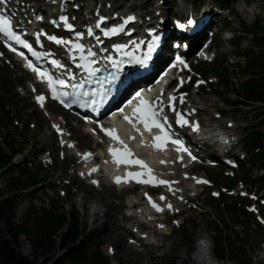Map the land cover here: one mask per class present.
Listing matches in <instances>:
<instances>
[{
	"label": "rangeland",
	"instance_id": "rangeland-1",
	"mask_svg": "<svg viewBox=\"0 0 264 264\" xmlns=\"http://www.w3.org/2000/svg\"><path fill=\"white\" fill-rule=\"evenodd\" d=\"M23 3L24 0H19ZM193 0H75L66 4L68 8H72L70 13L73 16L79 15V11L85 15H91V6L93 3L102 8L111 4L113 9L121 11L122 9H144L145 17L148 11L155 12L156 6L162 10L165 15L167 26L174 28L172 16L181 19L183 25L187 26V19L181 12L191 7ZM211 3L212 9L219 13L206 14L213 15L211 25L218 30V21H222L224 17L229 16L230 27L228 28L237 37H239V47L236 48L232 41L224 43L221 37L214 38L212 31L205 30L206 36L211 39L214 45L210 49L208 60L194 59V71L196 74L202 75V79L195 76L194 83L187 87L185 92L186 103L188 108L191 102L197 100L198 96L207 97L209 102L207 105L200 107L195 119H201L206 124H215L214 120H218V124L232 126L229 128L235 138H238L237 144L228 150H215L212 146L204 145V152H211V159L215 160V165L193 164L188 167V175L202 176L214 181V184H198L196 189L191 190L190 181L180 179L182 170L178 167L174 170L173 179H180L179 188L186 189L187 194L178 196L177 193L172 195L162 189L155 188L149 190L156 198L159 193H164L168 200H174L173 210L166 213L156 215L155 222L144 221L139 217H130L126 215V199L127 196H135L139 203H145L147 196L144 194L143 187L136 189H110L105 185H91L88 178H81L76 175L75 164L77 161V153L85 150L97 151L96 147L100 143H96L94 139L85 134L82 130L80 120L70 119L66 112L51 103L46 107H39L33 103V94L28 92L26 87L30 84V75L25 73L16 61L9 59L6 51L0 46V94L5 97V108L9 110V116L12 119L7 120L9 126L16 134L19 145L23 146L22 154L16 155L12 162L19 170L25 165L29 166L28 174L22 175L27 178L37 176L39 182L37 184L25 185L22 190L23 196L18 200L14 220L20 222L24 217L26 210L33 206L40 208L45 206L50 209L58 210L60 213H71V217L78 219L81 228L87 230H96L103 238L101 250L108 257L110 264H193L190 262L189 254L196 249V240L202 236L207 237L209 243L208 256L213 257V242L211 240L212 229L216 224L222 228L223 233H237L247 243L249 254H252L254 261L264 264V204L261 198L264 197V190L254 186L252 181L246 178L254 179L263 170L253 161L250 155L253 151H246V146L242 139L245 135V127L257 124L256 121L259 113L264 111V106L260 103L242 102L233 105H227L225 98L237 100L235 91L239 88L248 76L240 73L236 69V65L243 66L244 60L242 56H237L234 51L240 50L244 54L248 49L257 50L253 46L251 36L244 32V28H250L255 19H260L264 25V0H229L227 4L216 7L213 0H205ZM101 2V3H100ZM245 3V4H244ZM246 6V9L252 8L253 13L249 14L245 10H240ZM80 6V9L76 7ZM196 10L198 17L201 9ZM38 7L53 13L58 8L50 7L42 1H39ZM23 7L20 5L19 9ZM83 8V9H82ZM90 10H87L89 9ZM136 8V9H135ZM229 8L234 11L233 14L228 13ZM245 8V7H244ZM29 9L33 10L29 7ZM89 11V13H86ZM95 17V16H94ZM198 19V18H197ZM207 31V32H206ZM212 58V59H211ZM225 71L228 73L227 82L225 83ZM211 80V81H209ZM197 81H204L205 84L197 86ZM195 92L197 95H195ZM204 110V112H203ZM212 118L214 120H212ZM59 120L61 126H64L67 134L70 136L72 143L77 151L68 147L60 146L58 135L51 131V123ZM16 126L17 128H15ZM5 132V129L0 126ZM78 134L79 137L76 135ZM0 146L10 153L0 137ZM24 154V155H23ZM221 155L233 157L235 160L245 161L243 168L225 165L224 162L218 160ZM206 161L205 163H207ZM19 170H11L6 172L0 170V190L5 194L8 192V182L12 175L19 174ZM231 178L235 181L233 189L221 196L215 195V200L208 199L211 190L215 187L226 186L221 182L228 181ZM107 183L106 179L102 180ZM212 183V182H211ZM218 183V184H217ZM214 185V186H213ZM225 191V190H224ZM27 194H26V193ZM226 192V191H225ZM248 201L246 211L248 217L240 215L238 212H228L225 207L217 203L218 199L228 198L231 201H237L239 196L243 195ZM213 193H218L213 191ZM219 194V193H218ZM229 194V195H228ZM263 197H262V196ZM230 196V197H228ZM181 197L183 199H181ZM256 197H261L256 199ZM82 198L84 201L82 203ZM206 205V209H200L202 205ZM95 208H98L99 215H95ZM255 209V211H253ZM172 211L178 212V216H171ZM164 219L167 225L163 228L158 227V222ZM174 221L178 223H174ZM213 222H216L213 223ZM143 228L144 230H140ZM169 228L171 232L169 233ZM144 231V232H142ZM63 231H59L55 236V246L50 250V254H56L55 258L49 262H57V257L63 252L61 246V236ZM20 252L32 257L30 254V244L24 235L19 237ZM28 246L29 251L26 253L24 249ZM198 248V247H197ZM206 255V254H205ZM39 260L42 256L38 257ZM224 264H234L232 261H222Z\"/></svg>",
	"mask_w": 264,
	"mask_h": 264
},
{
	"label": "trees",
	"instance_id": "trees-1",
	"mask_svg": "<svg viewBox=\"0 0 264 264\" xmlns=\"http://www.w3.org/2000/svg\"><path fill=\"white\" fill-rule=\"evenodd\" d=\"M202 1L205 0H193L192 2L200 4ZM213 1L218 6H223L229 2V0ZM220 23L224 27H230L231 22L229 17H224ZM244 32L251 36L253 46H256L257 50L248 49L244 54H241L239 49L234 51L237 56H242L244 60V65H236V69L240 73L246 74L248 78L240 83L239 88L235 91L237 100L225 98L224 101L228 105L249 102L250 104L260 103L264 106V25L257 18L250 28H244ZM232 42L236 48L239 47V37L235 34ZM227 78L228 73L225 71L224 80L228 86ZM5 105V97L0 94V126L5 129V132L0 129V137L10 152L7 153L6 149L0 146V170L4 172L10 167L11 170H19L12 159L24 151L23 146L19 145L16 134L12 132L9 123L6 122L12 119V116H9L10 112L5 108ZM256 123L250 127H245L246 131L242 141L246 146V151H253L250 155L252 165H254V161L263 172L254 179L246 178V175L243 177L247 181H252L254 186L264 190V111L259 113ZM245 165V161L239 162V167L243 168L244 171L248 170L244 168ZM29 171V166L25 165L19 170V174L10 176L9 193L5 194L0 190V264H49L56 256V254L49 252L55 246L54 236L59 231H63L60 246L63 252L57 257V262L52 264H110L108 257L101 250L103 238L100 233L96 230L81 228L78 219L71 217L69 212L65 214L45 206L40 208L31 206L26 210L20 222L14 220L18 200L23 196L22 190L25 185L39 182L37 176L33 178L22 176L28 174ZM221 183L226 186L220 187L225 188L235 185V181L231 178ZM220 187L218 190L221 196L223 192H221ZM208 199L215 200V197L210 195ZM217 203L225 207L226 211L230 213L240 211V215L249 216L245 210V206L248 204L245 198L239 197L237 201H231L222 197L217 200ZM206 205L208 206V204ZM206 205H202L200 209H206ZM213 223L216 224V222ZM212 233L213 255L216 259L229 260L234 264H259L254 261L252 254H249L247 243L239 234L230 232L225 234L222 228L218 227V224L212 229ZM20 235L27 238L31 246L30 254L32 257L25 256L20 252ZM39 256H42L41 260L38 259Z\"/></svg>",
	"mask_w": 264,
	"mask_h": 264
},
{
	"label": "snow or ice",
	"instance_id": "snow-or-ice-1",
	"mask_svg": "<svg viewBox=\"0 0 264 264\" xmlns=\"http://www.w3.org/2000/svg\"><path fill=\"white\" fill-rule=\"evenodd\" d=\"M8 0H0V5H7ZM5 11L4 8L0 7V13H3ZM36 19H41V17L37 16ZM105 17H100L98 22L96 23L95 27L100 28L101 23L105 20ZM135 17L133 16H128L123 20V24H121L118 27L111 28L110 30L104 31L103 35L107 36L109 35V32L111 33H117V32H124V25L128 24L130 21H133ZM59 20L63 22V26L66 27L68 30L72 31L74 29L73 24L68 23V17L61 15L59 17ZM53 24H57L58 22L53 20ZM189 24L194 23L191 19L188 21ZM59 26V25H58ZM16 27H21V25L16 24L14 25L13 20L8 16V15H3L0 14V34H2L6 40L5 43L7 44V47L13 52H17V49L13 47L11 44H8L7 41H14L17 45H21L24 49H27L28 52L32 54V56H35L39 58L42 54L38 53L37 51L34 50L33 45L29 43L26 39L22 38V35L17 33L15 30ZM87 34L89 36L93 35V31L91 28L88 29ZM41 33L37 34V42H39V36ZM46 35V34H44ZM75 35L77 37H80L83 35L80 32H75ZM49 40L55 41L57 45H64V44H71L72 42L70 40H64V39H58L56 36H48L47 37ZM155 43V41L153 42ZM76 49H81L82 50V45L80 43H75L73 45ZM149 53L152 51L151 48L148 49ZM18 54L21 57H24L27 60V63L25 67L31 69L33 72L37 74L38 77L48 78L49 82V87L52 89V99H58L60 96H68L69 93L63 92V93H58L53 86V84H60L63 85L65 84L64 79H57L55 81L52 80L51 76H49L46 72L42 71L39 67H37L32 60L27 59L25 56L24 52H18ZM2 55V53H0ZM89 56H94L95 54L91 51L88 53ZM150 56H146L144 59H150ZM176 60L184 64L185 67H187V64L181 59V57H176ZM52 64L57 65L58 67H63L57 60H53ZM92 72H100L101 70L99 68L91 69ZM111 75V81H108L110 84H115V81L117 80V77L115 74L110 73ZM185 83L183 79L179 81V84L177 87L182 86ZM204 83V81H197L196 84L199 86L200 84ZM82 86V85H81ZM35 90V89H34ZM111 91V88L105 89V94L107 95ZM75 95V94H73ZM83 95L87 96L88 93L85 92ZM137 97H140V93L137 92L135 94ZM185 95L186 94H179L177 95H172L170 94L167 98V107L169 108L170 111H172L175 114V123L180 125L181 127L184 126H192L194 130L198 129V124L195 122H190L188 119L185 118V114L182 113L181 111L178 110L177 104H183L185 102ZM46 97L44 95H37L36 100L38 103L41 104V106H44V101ZM159 100V98H157ZM77 101L73 99L71 103H76ZM60 103L64 107H70V103H65L63 99H60ZM91 105H96L99 102L96 101L95 99H92L90 101ZM165 108V102L163 100L159 101V105L156 109L153 108V105L149 101H145L143 98H141V103L138 105L136 108L133 109L131 115H125L123 119L132 126L133 129L140 135L141 140H140V145L142 147L147 146L148 142L143 139L144 132L152 133L153 130H159V134L152 135L151 136V147L157 151H163L165 150L166 146L171 143L174 145H177L176 151L177 152H185L188 153L191 156V152L189 151L188 148L183 146V142L177 137L173 139V134H171V125L167 124L168 117L164 116L161 119H158V112L164 111ZM93 111H98L97 108H93ZM121 112H123V109H120ZM195 111V110H193ZM138 125H142L143 129L141 127H138ZM52 127L56 129L58 133L62 134V129L59 127V125L53 124ZM101 131L104 133L105 136L110 137L115 144L119 145L120 147H112L110 146L108 148V152L112 157V162L119 167L120 165H126V166H139L138 171H128L125 173L123 177L121 176H116L114 177V182L116 184L120 183H128L130 181H135L137 184H150L153 186L156 185H165L168 188V191L173 192L175 194V191H179L178 189L174 190L172 188V184L178 183L177 181H169L165 179H160L158 176L153 174V169L149 167L147 162L143 159L137 158L133 152V150L129 147L127 143L120 137V135L117 133V130L115 128H106V127H101ZM128 139L134 140L136 139L135 136H129ZM73 145L69 144L68 147H72ZM92 157L91 152H86L83 154V159L88 160ZM178 159L182 160V157H179ZM192 159H195V157H192ZM161 163H164V161H161ZM98 167H93L91 169V173L98 171ZM83 175V173H81ZM193 179H196V182L207 184L208 181L204 179H197L193 177ZM92 183L96 184L98 183L97 181L93 180ZM147 196V194H145ZM213 195H218V193H213ZM181 199H183L181 197ZM149 203L151 206L157 211V212H163L164 208L166 207L168 210H173V205L171 203H167L162 207L160 204L157 202L153 201L151 197H148ZM161 201H165L166 197L164 195L160 196ZM255 211V209H253ZM264 223V220L261 221ZM174 223H178L174 221ZM158 227L163 228L164 225H158Z\"/></svg>",
	"mask_w": 264,
	"mask_h": 264
},
{
	"label": "bare ground",
	"instance_id": "bare-ground-1",
	"mask_svg": "<svg viewBox=\"0 0 264 264\" xmlns=\"http://www.w3.org/2000/svg\"><path fill=\"white\" fill-rule=\"evenodd\" d=\"M13 3H15L16 6H22V7H30L32 8L33 7V4H29V5H22V3H20L19 0H12ZM69 1L68 0H51L49 2V5L50 7H53V8H59V7H62V10H63V7L65 8L66 4L68 3ZM97 9L99 10V7L96 6ZM136 9V8H135ZM106 10L109 14H114L115 12H119L118 14H121V15H127V16H133L135 17V19L133 21H130L128 24H126V26L129 28L133 27V26H141L143 27L144 25L146 24H149L156 19H160L163 18L164 19V22H166V19H165V15L163 14L162 10H160L158 8V6H156V10L155 12H151V11H148V12H145V13H149V15H147V17H145L146 14H144V9L141 8V10H134V9H125V10H115V9H112V5L109 4L106 9ZM204 10H207V12L209 13H213V14H218L219 12L218 11H215L214 9H212V6H211V3L208 2V1H204ZM240 10H245L247 13L249 14H252L253 13V10L252 8L250 9H246V8H241ZM92 10H90V12H92ZM131 11V12H130ZM20 12H22V10H20ZM86 13H89V11H87ZM103 14V13H102ZM105 14V13H104ZM63 15V14H61ZM60 15V16H61ZM86 15V14H85ZM64 16V15H63ZM68 22H70L71 24H76V21H74L73 19H68ZM167 28L171 29V27L167 26ZM173 32H179V31H182L184 30L183 28H180V29H177V28H174V29H171ZM177 40H180V37H177L176 38ZM190 51V49L188 50V52ZM202 52H205V49H203ZM185 54L187 53V51L184 52ZM17 64L20 66V68L25 72L27 73L26 69L22 66L21 63L17 62ZM34 83H31L29 84V87L31 89H33V86ZM195 95H197V93L195 92ZM209 102V100L207 99V97H204V96H198L197 95V100H194L192 103V105H190L188 108H187V111L189 113V115H195L197 114L196 112L199 111V110H202L200 109V107H203L204 105H207V103ZM204 108V107H203ZM195 110V111H193ZM204 112V110H203ZM126 115H131V112H128ZM125 116V115H124ZM212 120H214L212 118ZM55 124L58 123L59 124V127L60 128H63V134L61 135H58V139L60 141V146L62 147H68L69 144L73 145L72 147H68V148H71V149H74L75 148V145L72 143V140L70 138V136L67 134V131L65 127L61 126V122L59 120H56V121H53ZM191 122H195L196 124H199L202 131H203V134L205 135L204 137L205 138H209L211 139L212 143L215 144L216 146H218L219 148H222V146H225V144H229L231 143V138L228 137V136H231V134L229 133H226L227 131H225V129L221 126V124H218V120H214L215 124H206L204 123L203 121H201V119H194V120H191ZM135 130V129H134ZM91 131V129H90ZM78 137L79 135L76 134ZM87 136V134H83V136H80L79 138L83 139V137ZM145 141L148 142V145L145 146V147H142L139 151L143 154V155H147V154H150L153 158V162L156 166V168L163 172L164 174H167L170 179H174L176 177H173L172 176V173L174 172L175 169H177V167H179L182 172L180 173V179L183 178V179H187L189 180L191 183H190V187H191V190H194L196 189L197 187V182H196V179H193L194 176H187V173H188V170H187V166L189 164H185L184 161H182L180 159V164L179 165H171V159H173V157L169 154V152L167 150H163V151H157L155 149H153L151 147V143L146 139V138H143ZM141 140V139H140ZM101 143V142H100ZM75 151H77V148H75ZM86 152H93L94 154H96L97 156L93 155L90 159L88 160H84L83 159V154L86 153ZM77 153V161H76V164H75V170L77 171V176H80L81 178H88L91 182L93 180L96 181V179H100V180H103V179H106L103 175H102V172H101V168H105L107 171L111 170L113 167L112 166H108V161L105 159V156L102 155L103 154V151L102 149H97V151H93V150H85L83 152H76ZM180 156H177V158H174V159H178ZM97 158H101V159H98L95 161V159ZM161 161H164V163H161ZM93 167H98V171L96 172H93L91 174H89L91 172V169ZM81 173H83V175H81ZM115 173H118V171L115 170ZM196 178V177H195ZM204 179V177H200V176H197V179ZM180 179H176V181L178 183H174L172 184V188L174 190L178 189L179 191H175V193H177V196H178V200H179V196L183 195V194H187V190L186 189H181L179 188V182H180ZM107 180V183L105 184V182L102 181V183L99 185H105L107 186L108 188L110 189H122L120 187H118V185H113L109 179H106ZM173 181V180H172ZM175 181V180H174ZM98 185V183H96ZM156 186H153V185H149V184H145L143 186V190H144V194H147V200L145 203H139L137 205V202H135L134 200V197L135 196H127V199H126V215L127 216H130V217H139V218H142L144 219L145 221H150L151 219H154L156 217V215H161L163 212H156V210L151 206V204L149 203V200H148V197H150L148 195V192L151 188H154ZM163 189L167 190L168 191V188L167 186L166 187H163ZM170 192V191H168ZM172 195L173 192H170ZM161 195H164V193H159L158 196L156 198H152L153 201L157 202L158 204H160L162 207H164V205H166L167 203H171L173 205V208H174V200L170 201L166 198L165 201H161L160 200V196ZM165 196V195H164ZM82 203L84 201V198H82ZM167 210V208L165 207L164 208V211ZM96 216L99 215V212H98V208H95V213H94ZM200 246V243H196V249L194 251H192L190 254H189V259H190V262L193 263V264H224V262H221L219 261L218 259H211L212 257H209L207 255H205L204 251L201 250V247L200 248H197ZM24 251L27 253L29 251V248L28 246L24 249Z\"/></svg>",
	"mask_w": 264,
	"mask_h": 264
}]
</instances>
